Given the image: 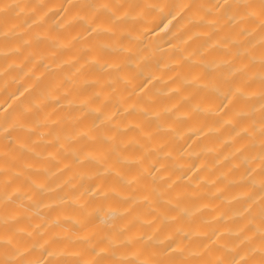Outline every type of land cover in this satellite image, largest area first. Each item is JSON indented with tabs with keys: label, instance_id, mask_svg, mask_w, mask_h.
I'll use <instances>...</instances> for the list:
<instances>
[{
	"label": "clouds",
	"instance_id": "clouds-1",
	"mask_svg": "<svg viewBox=\"0 0 264 264\" xmlns=\"http://www.w3.org/2000/svg\"><path fill=\"white\" fill-rule=\"evenodd\" d=\"M0 264H264V0H0Z\"/></svg>",
	"mask_w": 264,
	"mask_h": 264
}]
</instances>
